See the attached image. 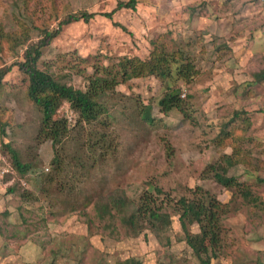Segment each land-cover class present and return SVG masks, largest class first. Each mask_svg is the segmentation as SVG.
Listing matches in <instances>:
<instances>
[{
    "label": "rangeland",
    "instance_id": "obj_1",
    "mask_svg": "<svg viewBox=\"0 0 264 264\" xmlns=\"http://www.w3.org/2000/svg\"><path fill=\"white\" fill-rule=\"evenodd\" d=\"M128 1L0 0V25L20 41L16 48L20 53L22 46L39 38L38 27L57 28L53 6L59 13L67 10L66 6L95 13L88 23L77 21L61 27L40 64L65 76L75 88L84 87V77L94 65L109 68L123 59H146L154 47L182 50L199 70L192 82H176L180 98L186 102L184 113L160 111L157 102L164 88L152 78L117 85L104 97L108 131L114 140L108 144L109 156H95L90 165L92 155L88 158L86 146L79 147L90 128L86 121L55 148L36 140L42 112L27 98L26 83L13 67L0 94L2 119L11 115L7 137L0 134V212L7 211L0 216V234L21 235L30 245H40L43 263L54 259V264H114L129 258L132 264H199L174 216L172 228L159 238L150 231L135 234L128 222L132 209L119 214L113 211V216L104 219L97 217L94 202L98 196L125 192L135 202L146 191L156 197L157 186L164 192L157 200L165 212L172 213L170 205L183 196L209 194L218 199L227 211L222 216V241L211 264H255V260L244 258L241 234H246V229L256 232L258 225L247 226L264 221V203L254 205L252 197L244 198L241 190L247 187L252 196L264 200V82L255 80L264 70V53L261 60L253 52V57L241 61L240 38L233 52L234 48H225L222 30L215 35L214 27L208 31L204 26L219 19L223 25L227 14L241 13L250 15L242 23L256 25L264 17V0H137L134 9L118 8L119 3ZM9 48L5 45L0 52V66L16 60ZM148 103L152 105L151 122L139 114ZM236 111L245 113L235 115ZM68 116L73 114L68 112ZM229 121L227 129L234 137L241 135L236 142L248 153V166L230 168L229 175L241 183L234 189L217 184L207 168L233 152L214 141ZM4 143L22 163L30 161L32 168L25 178L13 168ZM54 155L59 161L55 169L50 163ZM4 169L9 171L2 174ZM42 173L55 178L53 185H45L51 189L48 193L39 190ZM55 185L63 191L64 199H69L68 205L52 190ZM191 231L196 233L198 226L192 225Z\"/></svg>",
    "mask_w": 264,
    "mask_h": 264
},
{
    "label": "trees",
    "instance_id": "obj_2",
    "mask_svg": "<svg viewBox=\"0 0 264 264\" xmlns=\"http://www.w3.org/2000/svg\"><path fill=\"white\" fill-rule=\"evenodd\" d=\"M136 1L129 0L127 3H119L118 8L125 6L133 9ZM64 8L67 10L59 13L53 6L52 18L58 20L57 28L48 30L38 27L39 38L22 46L21 53L16 51L20 41L12 39L11 35L5 33L0 25V52L7 45L10 46V54H16L13 56L16 57L13 63L0 66V94L5 77L13 67H16L22 81L26 83L27 98L42 112L36 132V140L40 141V144L48 142L55 148L71 135L81 121L89 123L90 128L79 147L86 146L88 158L90 154L92 155L89 162L92 165L95 156H109L108 144L114 141L108 131L109 112L105 109L104 97L111 94L117 85L127 83L132 79L152 78L164 88L157 102L160 111L164 114H169L171 111L184 113L186 102L180 98L181 89L176 82L179 80L185 83L192 82L199 75V70L196 68L195 60L182 50L166 51L164 47H154L146 59L137 57L123 59L124 61L122 60L120 65H111L109 68H100L98 65H94L93 71L84 77V87L75 88L64 80L65 76H59L50 68L40 67L45 52L61 33V27L77 21L88 23L95 15V13H89L84 9L72 11L68 10V6ZM110 15L111 13L107 14V16ZM255 77L256 81L261 80L264 77V70L256 74ZM185 96L191 98L187 94ZM151 110L152 105L148 103L139 111L144 121L151 122L153 120ZM68 112H71L73 117H69ZM240 113L245 112L236 111L235 115ZM1 116L2 114H0V134L7 137L6 130L11 125V115L7 114L6 119H2ZM229 123L230 121L220 128L214 141L220 147H231L233 152L224 154L220 162L209 164L207 168L210 169V174L217 184L226 189H234V187L238 188L241 183L236 176L229 175L230 168H235L240 164L248 166L246 161L248 153L243 152L236 142L241 139V135H237L235 130L234 133L237 136L234 137L233 132L227 129ZM4 146L11 154L13 168L23 178L32 168L30 161L22 163L9 144L4 143ZM57 162H59L58 158L54 155L50 160L54 169ZM40 177L43 185H40L39 190L48 193L51 189L45 188V185H53L55 178L49 173H42ZM52 190L60 197L62 203L69 204V199H64L63 191L59 186L55 185ZM154 190L156 197L146 191L135 202L125 192L112 193L105 198L98 196L94 202L97 217L104 219L105 216H113V211L119 214L132 209L128 214V222L135 234L150 231L156 238H159L172 228L174 216L183 232V240L192 251V256L199 261V264H211L212 257H215V252L219 249L222 241L224 228L222 216H225L227 209L222 208L221 203L215 197L203 194L202 196L194 195L193 198L183 196L173 205H170L171 200H168L167 203L172 206V213L165 212L163 203L161 204L157 200L159 195L164 192L157 186L154 187ZM241 192L246 199L252 197L250 201L254 205H262V200L252 196L247 187ZM88 195H86V203L90 201ZM192 225L198 226L196 233L191 231ZM165 238L169 240V237ZM178 239L180 240V238ZM114 264L132 263L127 258L116 260Z\"/></svg>",
    "mask_w": 264,
    "mask_h": 264
},
{
    "label": "crops",
    "instance_id": "obj_3",
    "mask_svg": "<svg viewBox=\"0 0 264 264\" xmlns=\"http://www.w3.org/2000/svg\"><path fill=\"white\" fill-rule=\"evenodd\" d=\"M247 16H250L249 13H241L237 15L227 14L223 19L225 20V23L223 25L221 24V22L223 21L219 19L218 23L216 24L212 23L208 26L205 25L204 27L205 29L208 28L207 29L208 31L210 27H214L216 29L214 33L215 35H220L219 32L222 30L223 33H225L224 36L226 38L225 48H228V50H232V48H234L233 52L236 51L234 43L237 42L238 39L240 38L241 47L239 49V53L241 52L242 55L241 61H243V59L248 60L249 57L251 56L253 57L254 54L253 52H256V54H258L257 57L260 58L261 60L262 55L264 53V42H263L264 26H262L264 25V17H262L261 22H258L256 25H253V23L241 22V20H243V18H247ZM203 25L201 26L203 27ZM248 40H251L252 47L248 46ZM256 82L257 83L264 82V77ZM260 200H262V202L264 203L263 199ZM263 209H264V205H263ZM6 212H7L6 210L1 211L0 216H2L3 213H4L3 216L7 215ZM259 223L260 224H257L255 223V221H253V223L247 226V228H249V226H252V228H254L255 225H258L257 227L258 229L256 230V232L254 231L251 232V230L246 229L245 231L246 234L243 235L241 234L242 238H244L245 246H246V253L245 255L244 254L243 255L246 260L249 261L255 260V264H264V221L263 222L259 221ZM6 225H7V221H6ZM0 227L3 229V225L1 221H0ZM10 238L13 239L12 242ZM23 239L25 241H23ZM30 244L31 241H29L28 238H24V236L16 235L13 237L12 236L9 237V235H6L5 232L4 234L1 233L0 234V264H35L36 262H38V264H54L55 262L54 259H52L51 261H47L48 263H43L44 261L42 260L43 258L41 256L42 248L40 247V245H30ZM254 254L256 256H254ZM28 259H30L29 262H27Z\"/></svg>",
    "mask_w": 264,
    "mask_h": 264
},
{
    "label": "built area",
    "instance_id": "obj_4",
    "mask_svg": "<svg viewBox=\"0 0 264 264\" xmlns=\"http://www.w3.org/2000/svg\"><path fill=\"white\" fill-rule=\"evenodd\" d=\"M9 170H7V169H4V170H2L1 171V173L3 174V173H7Z\"/></svg>",
    "mask_w": 264,
    "mask_h": 264
}]
</instances>
